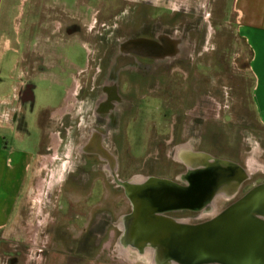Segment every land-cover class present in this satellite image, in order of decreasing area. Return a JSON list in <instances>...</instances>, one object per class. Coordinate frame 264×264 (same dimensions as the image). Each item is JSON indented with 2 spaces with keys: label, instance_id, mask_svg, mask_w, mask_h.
I'll return each mask as SVG.
<instances>
[{
  "label": "rangeland",
  "instance_id": "rangeland-1",
  "mask_svg": "<svg viewBox=\"0 0 264 264\" xmlns=\"http://www.w3.org/2000/svg\"><path fill=\"white\" fill-rule=\"evenodd\" d=\"M136 1L101 2L104 19H109L106 17V5L112 4L111 10L116 13V17L115 21L110 22V26L112 25V29H117L110 33L101 29L99 31L101 36L110 35L116 40L134 37L139 34L137 27L142 23H146L150 28L160 27L165 31L168 29L171 35H177L195 46L189 53V56L195 58V66L188 84L180 78L183 84L179 88L170 87L169 91L172 94L170 93L169 96L143 98L141 103L143 109H139L137 116L134 117L142 123L141 128H133L132 124H129L127 144L120 145L121 178L151 174L171 177L172 146L168 143L160 145L156 142L160 136L167 140L171 130L174 111L168 108L172 105L167 102L171 98L174 107L176 104L179 105L181 118L183 116L185 119L182 131L190 132L189 138L195 149L241 163H247V160L252 158L264 166V126L258 121L251 97L253 87V78L249 70L251 54L237 31L234 17L226 10V2L224 0L195 1L196 6H201V10L191 15L171 10L175 3L172 0H150L153 7L139 5L135 3ZM128 8L131 9L127 11ZM204 13L207 15L205 16ZM143 35L152 34L148 31ZM97 36V32L86 33L84 41ZM63 52L79 64L86 62L87 52L81 43L72 49L68 46ZM49 88L48 83L37 84L35 96L38 109L57 103L54 92ZM8 116L11 121L12 115L4 114L5 118ZM60 119L61 117L57 116V123L50 124L49 113H44L40 118V125H44L45 128L43 130L39 128L38 132L39 136L45 139L43 145L50 142L48 136L51 133H61L63 142L58 149L62 156H58L55 164L45 162L41 166V163L36 161L38 173H31L29 179L30 188L35 187L32 200L38 201L37 204H40L41 200L46 201L48 197L46 192L52 190L49 208L44 210L45 215L51 217L45 230L46 235L51 234V238L41 235L40 249L66 248L70 252L83 250V264L92 262L147 264L143 259L144 256L139 255L135 250L129 249L127 254L125 252L124 254L118 246L120 233L114 228L108 231L102 229L100 225L102 221L98 224L101 226L100 229L98 225L94 227V231H99L101 234L100 245L95 248L96 237L91 235L89 228L91 217L99 213L100 216L108 214L111 221L119 220L130 212V203L124 193L113 185L110 178L95 167L91 172L86 167L82 168L83 163L80 161L77 171L67 175L68 170L74 169L71 163L77 160L76 156L71 159L64 158L63 153L69 152L72 145L78 144V141L75 130L68 134L70 127L67 130L57 127ZM159 152L162 153V160L157 161L155 158H158ZM49 154L45 152L42 156L48 157ZM56 163L59 176L55 170ZM249 172L254 175L241 190V195L264 182L262 170H249ZM65 180L67 181L64 182ZM40 182L42 187L39 186ZM73 191L77 192L72 193ZM30 199V194L25 196L23 206ZM224 200L226 199L222 197L217 199L216 213L226 208L227 204ZM24 211L26 212L25 208ZM172 217L181 220L190 217L192 222L197 218L184 213H174ZM26 230L27 226L23 221L19 231L24 233ZM44 243L47 244L46 249L42 245ZM70 260L74 261L73 258H69ZM69 263L72 264L71 261Z\"/></svg>",
  "mask_w": 264,
  "mask_h": 264
},
{
  "label": "crops",
  "instance_id": "crops-1",
  "mask_svg": "<svg viewBox=\"0 0 264 264\" xmlns=\"http://www.w3.org/2000/svg\"><path fill=\"white\" fill-rule=\"evenodd\" d=\"M104 1L114 0H0V264H70V261L72 264H83V250L70 252L66 248H51L43 252L40 249L41 235L51 238V234L45 233L51 217L45 215L44 210L49 208L52 190L46 192V201L41 200L37 204L38 201L32 200L35 187L30 188L29 179L31 173L38 171L36 161L41 166L45 162L55 164L60 156L56 150L63 142L61 133H51L48 136L50 142L43 145L45 139L39 136L38 129L45 127L40 125V118L44 113H49L50 124H53L57 116L61 117L64 90L83 70L75 59L63 51L79 43L85 47L84 38L76 28L91 34L97 12L104 11L101 9V2ZM172 1L175 3L171 10L195 15L201 10L195 1L209 0ZM224 1L251 54L252 104L258 121L264 126V0ZM135 3L153 7L150 0ZM111 5H106L107 14L113 12ZM68 28L75 29L67 34ZM30 78L36 85L35 107L33 111L29 109L26 112L27 134L19 130L14 114L23 110L18 92ZM39 82L50 84L49 89L54 92L57 103L37 108L35 92ZM5 113L12 115L11 121L10 116L4 117ZM50 149H54L50 156H42ZM75 158L77 161L71 163L74 169L68 170L67 175L75 173L81 162L82 168L94 171L92 162L85 166L83 160L77 156ZM57 169L56 163L58 173ZM39 186L42 187L41 182ZM28 194L31 199L23 206V199ZM103 216L95 213L90 220L91 235L96 237L98 243L101 234L95 232L94 227L103 220ZM22 219L27 226L24 233L19 231ZM42 245L46 248L47 244ZM69 258L74 261H69Z\"/></svg>",
  "mask_w": 264,
  "mask_h": 264
},
{
  "label": "flooded vegetation",
  "instance_id": "flooded-vegetation-1",
  "mask_svg": "<svg viewBox=\"0 0 264 264\" xmlns=\"http://www.w3.org/2000/svg\"><path fill=\"white\" fill-rule=\"evenodd\" d=\"M106 17H109V19L103 18L102 11L97 12L92 33L97 32L98 36L85 41L86 62L84 64L80 63L83 70L77 73L75 80H72L69 83V87L64 90L61 106L63 113L57 127L66 130L70 127L68 134L75 130L78 144H73L71 150L63 153V156L71 159L76 155L83 160L85 166L92 162L93 167L99 172L106 174L113 185L123 193L124 189L115 184L111 175L112 167L111 161H109L111 157L117 161V177L121 181L136 180L135 182L140 183L148 178L156 177L170 179L184 185L180 178L187 175L189 168L182 160L188 159L191 152L202 151L192 146L193 142L189 138L190 132L184 133L182 131L185 119L183 116L181 118L182 114L178 110L179 105L176 104V107H174L173 98L167 101L170 102L172 107L166 106L174 111L168 138L165 140L160 136L156 141L160 145L168 143L172 146L170 152L172 162L171 177L151 174L122 179L119 149L121 144H127V126L129 124H132L133 128H141L142 123H139L140 121L135 120L134 117L137 116L136 113L139 109H143L141 103L144 97L169 96L171 93L169 91L170 87L179 88L183 84L180 78L185 81V84H188L195 66V58L189 56V53L195 46L193 47L190 42L179 38L177 35H171L168 29L165 31L160 27L150 28L146 23H142L137 27L140 32L134 37L116 40L110 35L101 36V32H99L101 29L107 33L112 32V30L117 31V29H112V25L110 26V22L114 21L116 13H108ZM73 29L75 28H68L66 33L69 34ZM76 29L77 33L85 38L86 32H83L80 28ZM148 31L152 35H143ZM137 39H146L149 43L140 46L130 43L132 40ZM35 86L31 78L21 86L18 92V99L23 110L14 114L19 130L27 134L29 132L27 131L26 112L29 109L30 111L34 110ZM55 122L57 123V121ZM56 151L57 154L62 156L59 149ZM53 152L54 149L49 150V153ZM157 156L158 158H155V160H162L161 152ZM224 160L238 163L248 171L257 170L258 163L252 158L248 159L247 163L230 159ZM253 175H251V179ZM243 195H241L240 191L233 200H224L227 204L226 207ZM216 204L217 200L215 201V206ZM129 213L123 216H127ZM177 213L196 216L195 222H192L189 219L190 217H186V220L193 224L207 221L214 215L205 212L193 213L187 211ZM109 217L108 214H104L102 223H100L102 229L108 231V229L114 228L120 233V237L122 232L117 227L119 220L111 221ZM100 225L98 229L101 228ZM107 231L104 232L105 235ZM96 244L100 245V242L98 243L96 240L95 248L98 247ZM119 248L127 254V251L120 246Z\"/></svg>",
  "mask_w": 264,
  "mask_h": 264
},
{
  "label": "water",
  "instance_id": "water-1",
  "mask_svg": "<svg viewBox=\"0 0 264 264\" xmlns=\"http://www.w3.org/2000/svg\"><path fill=\"white\" fill-rule=\"evenodd\" d=\"M130 43L140 46L149 41ZM109 159L113 180L131 206L117 223L123 250H135L148 257L149 264H264V182L215 212L218 198L233 200L251 180L243 166L191 152L182 160L189 168L180 178L184 185L156 177L139 183L119 180L117 161ZM183 211L214 215L195 224L170 216Z\"/></svg>",
  "mask_w": 264,
  "mask_h": 264
},
{
  "label": "bare ground",
  "instance_id": "bare-ground-1",
  "mask_svg": "<svg viewBox=\"0 0 264 264\" xmlns=\"http://www.w3.org/2000/svg\"><path fill=\"white\" fill-rule=\"evenodd\" d=\"M264 166H261L260 164H257V170L259 171H261L262 169L261 168H263ZM64 169V168H63ZM257 170H255V171H257ZM250 171H253V170H250ZM97 231V230H96ZM124 253V252H123ZM125 254V253H124ZM143 259L147 262V264H149V260H148V257H143Z\"/></svg>",
  "mask_w": 264,
  "mask_h": 264
}]
</instances>
